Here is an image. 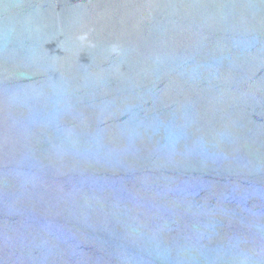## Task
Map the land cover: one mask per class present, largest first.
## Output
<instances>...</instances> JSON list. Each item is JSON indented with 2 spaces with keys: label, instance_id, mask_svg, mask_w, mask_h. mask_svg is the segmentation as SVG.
<instances>
[{
  "label": "water",
  "instance_id": "95a60500",
  "mask_svg": "<svg viewBox=\"0 0 264 264\" xmlns=\"http://www.w3.org/2000/svg\"><path fill=\"white\" fill-rule=\"evenodd\" d=\"M0 264H264V0H0Z\"/></svg>",
  "mask_w": 264,
  "mask_h": 264
}]
</instances>
